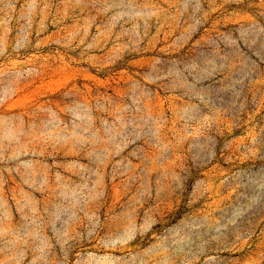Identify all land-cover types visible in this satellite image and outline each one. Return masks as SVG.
Instances as JSON below:
<instances>
[{
  "label": "rangeland",
  "instance_id": "obj_1",
  "mask_svg": "<svg viewBox=\"0 0 264 264\" xmlns=\"http://www.w3.org/2000/svg\"><path fill=\"white\" fill-rule=\"evenodd\" d=\"M0 264H264V0H0Z\"/></svg>",
  "mask_w": 264,
  "mask_h": 264
}]
</instances>
